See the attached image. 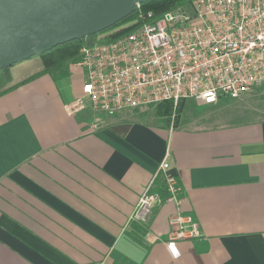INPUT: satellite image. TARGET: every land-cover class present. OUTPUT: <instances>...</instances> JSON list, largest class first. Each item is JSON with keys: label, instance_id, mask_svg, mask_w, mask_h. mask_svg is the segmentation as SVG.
I'll return each instance as SVG.
<instances>
[{"label": "crops", "instance_id": "obj_1", "mask_svg": "<svg viewBox=\"0 0 264 264\" xmlns=\"http://www.w3.org/2000/svg\"><path fill=\"white\" fill-rule=\"evenodd\" d=\"M68 69L0 95V264H264V85L185 100L171 127L153 108L69 113ZM166 152L185 199L129 221L151 181L163 194ZM177 212L198 235L170 250Z\"/></svg>", "mask_w": 264, "mask_h": 264}, {"label": "built area", "instance_id": "obj_2", "mask_svg": "<svg viewBox=\"0 0 264 264\" xmlns=\"http://www.w3.org/2000/svg\"><path fill=\"white\" fill-rule=\"evenodd\" d=\"M133 12L126 23L96 33L69 64L83 77L81 93L67 106L69 113L114 117L169 101L173 127L180 101L211 104L264 85V0H189L160 14L136 3ZM98 126L95 119L92 127ZM167 159L166 152L153 173V178L163 174V194L151 181L129 221L144 222L164 200L179 205L185 199L176 177L167 173ZM168 222V246L198 235L189 214L177 212Z\"/></svg>", "mask_w": 264, "mask_h": 264}, {"label": "water", "instance_id": "obj_3", "mask_svg": "<svg viewBox=\"0 0 264 264\" xmlns=\"http://www.w3.org/2000/svg\"><path fill=\"white\" fill-rule=\"evenodd\" d=\"M150 0H0V69L46 48L87 38Z\"/></svg>", "mask_w": 264, "mask_h": 264}, {"label": "trees", "instance_id": "obj_4", "mask_svg": "<svg viewBox=\"0 0 264 264\" xmlns=\"http://www.w3.org/2000/svg\"><path fill=\"white\" fill-rule=\"evenodd\" d=\"M189 0H150L141 3L140 6L144 10H151L155 14H160L173 6L181 5ZM135 12L120 20L106 30L115 28L130 20ZM128 29V28H127ZM127 29L119 32L123 33ZM96 34H94L95 36ZM87 38L71 40L53 47L46 48L41 54L33 55L21 62L14 63L8 67L0 69V95L15 89L16 87L29 82L43 74L50 75L53 79H60L68 76L69 64L78 59L80 47L87 42ZM183 102L180 101L176 108V120L183 108ZM173 112L171 102H162L153 107V114L161 123L169 125L170 117ZM174 124V125H175Z\"/></svg>", "mask_w": 264, "mask_h": 264}, {"label": "rangeland", "instance_id": "obj_5", "mask_svg": "<svg viewBox=\"0 0 264 264\" xmlns=\"http://www.w3.org/2000/svg\"><path fill=\"white\" fill-rule=\"evenodd\" d=\"M69 79H73V81L75 82V84H77L78 86H79V88H80V93H81V85H82V83H83V77H82V75H75V74H72V75H70L69 76V78H68V80ZM79 93V94H80ZM78 94V95H79ZM76 97V96H75ZM148 110V114H145L146 116H150L152 113H151V111H150V109H147Z\"/></svg>", "mask_w": 264, "mask_h": 264}, {"label": "clouds", "instance_id": "obj_6", "mask_svg": "<svg viewBox=\"0 0 264 264\" xmlns=\"http://www.w3.org/2000/svg\"><path fill=\"white\" fill-rule=\"evenodd\" d=\"M175 247V245L174 244H169V249L171 250V249H173Z\"/></svg>", "mask_w": 264, "mask_h": 264}]
</instances>
